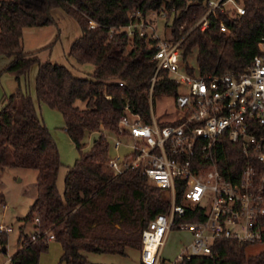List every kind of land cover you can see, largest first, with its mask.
<instances>
[{"label":"trees","instance_id":"16d2710c","mask_svg":"<svg viewBox=\"0 0 264 264\" xmlns=\"http://www.w3.org/2000/svg\"><path fill=\"white\" fill-rule=\"evenodd\" d=\"M209 0H0V56L10 59L1 74H11L16 90L5 96L0 110V168L38 171L37 196L23 221L32 223L31 236L20 235L22 250L11 264H40L49 249L47 234L62 246L63 264H91L88 253L126 255L141 250L142 232L159 214L167 213L165 192L150 183L139 169L115 175L109 169V143L105 133L118 130L127 101L134 113L150 120V98H175L178 83L152 61L158 39L128 28L149 13L167 10L174 15L172 39L180 43L181 60L190 74L219 76L243 73L260 54L264 39V0H235L244 14L231 8L209 16V27L194 25L208 11ZM56 9L74 17L82 34L69 56L79 65L90 64L89 77H78L64 65L41 63L24 50V30L55 24ZM224 23L230 33L221 31ZM196 52L195 69L188 61ZM38 65L35 93L39 103L58 110L79 156L58 189L60 152L22 78ZM154 84L152 80L155 77ZM123 83V86L120 85ZM152 90V92H151ZM78 102L83 104L77 105ZM162 125L165 123L161 122ZM97 133L91 148L88 136ZM223 173L236 179L249 158L223 138L217 151ZM38 220V221H36ZM33 236H37L33 240ZM7 233L0 237L7 245ZM249 244L219 239L207 256L184 258L178 264H264V250L248 255Z\"/></svg>","mask_w":264,"mask_h":264},{"label":"built area","instance_id":"2783aa9c","mask_svg":"<svg viewBox=\"0 0 264 264\" xmlns=\"http://www.w3.org/2000/svg\"><path fill=\"white\" fill-rule=\"evenodd\" d=\"M227 8L238 15L245 12L235 0H209L208 11L194 28L205 31L209 16ZM220 29L230 33L224 23ZM181 41L159 40L152 57L156 75L166 70L178 83L171 114L156 115L151 97L150 120L145 121L127 101L118 130L104 134L111 172L139 169L170 201L169 211L157 215L142 232V264H178L207 256L219 239L264 243V39L261 53L245 72L219 76L190 74L181 60ZM181 86L187 93L179 92ZM223 138L249 158L236 179L224 175L223 169L233 170L219 161ZM175 229L189 232L192 241L176 259L164 260L166 238ZM10 231L0 224V237ZM47 239L55 236L49 233Z\"/></svg>","mask_w":264,"mask_h":264},{"label":"rangeland","instance_id":"374dc122","mask_svg":"<svg viewBox=\"0 0 264 264\" xmlns=\"http://www.w3.org/2000/svg\"><path fill=\"white\" fill-rule=\"evenodd\" d=\"M55 24L45 27L28 28L24 30V50L33 53L41 63H58L69 68L78 77H89L93 72L90 64L79 65L69 56L72 43L81 36L82 30L78 21L60 9L53 12ZM174 15L167 10L159 13H149L140 24H134L127 30L132 32L139 29L144 32L148 39L171 40L172 23ZM132 35V34H131ZM196 52L189 57V63L197 69ZM10 59L0 56V110L1 102L5 96L12 94L17 88L15 77L11 74H1L2 70L9 64ZM38 73V65L31 67L27 77L22 78L21 86L33 98L40 117L51 131L56 142L62 166L58 175V189L63 193L65 178L70 168L77 160L79 153L65 131V122L62 114L55 109L39 103L35 93V81ZM179 92L187 93L184 86L179 88ZM77 105L82 106L81 102ZM175 107L174 98L155 100V113L165 117L171 114ZM97 133L88 136L86 139L87 148H91ZM38 171L22 168H0V224L11 228L7 233L6 253L2 251L0 244V263H8L22 248L20 235L31 236L35 232L32 223H25L23 219L28 214L31 205L37 196ZM192 236L187 231L172 230L166 238L162 258L164 260H174L183 252L184 248L190 244ZM264 250V243L250 244L246 247L248 255H256ZM62 246L60 243H53L46 253L41 256L40 264H61L60 258ZM88 260L91 264H142L140 261V251L129 249L126 255L110 253H88Z\"/></svg>","mask_w":264,"mask_h":264},{"label":"crops","instance_id":"0c3cea01","mask_svg":"<svg viewBox=\"0 0 264 264\" xmlns=\"http://www.w3.org/2000/svg\"><path fill=\"white\" fill-rule=\"evenodd\" d=\"M66 131V130H65ZM34 226V225H33ZM35 228V227H34ZM56 243L57 241H55V240H52V241H49V248H50V246H52L53 245V243ZM57 243H59V242H57ZM22 250V248L19 250V252ZM2 251L4 252V253H6V248L5 247H2ZM62 253H63V250H62ZM62 253H61V255H62ZM42 256V255H41ZM13 258H15V256L13 257ZM13 258H12V260H13ZM12 260L10 261V260H8L7 262L8 263H4V264H11L12 263ZM40 261H41V259H40ZM1 264V263H0ZM61 264H63V263H61Z\"/></svg>","mask_w":264,"mask_h":264}]
</instances>
